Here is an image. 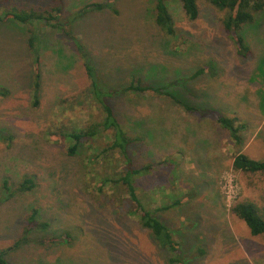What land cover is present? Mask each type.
I'll use <instances>...</instances> for the list:
<instances>
[{
	"label": "rangeland",
	"instance_id": "obj_1",
	"mask_svg": "<svg viewBox=\"0 0 264 264\" xmlns=\"http://www.w3.org/2000/svg\"><path fill=\"white\" fill-rule=\"evenodd\" d=\"M59 1L0 0V16L52 12ZM165 1L176 27L173 37L156 26V0H61L59 27L85 48L93 78L76 42L58 27L0 23V89L9 90L0 96V251L9 264H171V254L159 245L163 240L142 226V212L126 187L104 184L118 165L110 168L100 155L112 143V131L100 128L98 136L80 142L74 156L68 153L72 143L65 133L86 131L103 120L92 81L105 96L114 94L109 101L129 136L143 139L131 154L134 168H148L135 178L144 208L176 232L182 217L185 228L218 232L215 240L205 237L208 245L184 243L175 264H264L263 236H252L232 213L246 200L264 208V176L232 167L239 153L264 159V12L245 30L251 54L244 59L224 29L226 13L209 0H197L196 21L187 18L180 0ZM108 2L116 14L107 8L74 22L72 15L87 4ZM34 50L41 66L37 108ZM209 62L213 66L207 68ZM201 68L206 72L193 78ZM134 78L166 88L197 111L152 92L121 93ZM214 113L246 125L242 144L219 126ZM118 167L119 174L124 166ZM230 176L239 193L232 204L222 190ZM25 178L36 186L21 193ZM175 200L179 206L160 210ZM188 237L196 243L194 234Z\"/></svg>",
	"mask_w": 264,
	"mask_h": 264
},
{
	"label": "trees",
	"instance_id": "obj_2",
	"mask_svg": "<svg viewBox=\"0 0 264 264\" xmlns=\"http://www.w3.org/2000/svg\"><path fill=\"white\" fill-rule=\"evenodd\" d=\"M111 2V0H110ZM108 3H91L87 4L80 12L73 16L74 22L83 17L89 12L93 11H103L104 9L111 8L113 13H117L115 9L112 8L111 4ZM184 12L187 18L190 21H196L199 17L200 10L197 3V0H180ZM60 5L58 8L54 9L52 12L47 13H38L36 11H22V12H9L6 13L4 17L0 16V23L5 22L7 19L13 20V22H19L20 24H30L32 26L43 24L49 26L50 28L58 27L62 24L61 14L63 11V5L61 0L59 1ZM209 3L219 11L225 12L226 16L223 19V26L226 32H228L233 42L237 48L238 55L244 59L248 58L251 54V47L246 39L245 30L249 26L253 25L256 22L257 16L264 12V0H209ZM55 14V15H54ZM35 23V24H34ZM155 23L156 26L168 36H176V27L174 19L169 11L168 4L165 0H156L155 6ZM63 30L67 36L71 37L72 40L76 42L77 50L81 58H83L84 67L88 73V77L93 78V67L92 63L87 57V53L84 47H81L78 38L73 36L72 33L66 32ZM28 46L33 50L36 47V41L34 38L28 39ZM35 51V50H34ZM39 51H35L36 57L34 58V63L36 64V75L37 80L34 87V97L32 106L34 108L39 107L40 105V58ZM212 62H209L207 68L213 66ZM206 72V68H201L198 70L193 78H197L203 75ZM93 93L99 97V105L103 113V120L99 125H95L93 128L86 131H74L73 133L64 134L63 138L72 143V146L69 147L68 153L71 156H74L79 150L80 142L85 138H94L98 136L100 128L103 131H112V143L103 149L101 156L104 164L108 165L110 168L113 162L118 163L114 168L113 176H107L103 179L104 184L111 183L118 186H125L127 193L130 199L138 205L139 210L142 212L140 217L141 224L145 229L151 230L160 242L163 240L162 244H159L162 248L168 251L171 254L169 262L171 264L177 263V257L181 255L180 245L177 241L173 239L171 231L167 226L155 216L152 211H148L144 208L142 202L136 194L135 178L136 176L141 175L143 172L148 171L147 167L143 169H137L133 167V157L131 154V148L136 144V142H143L141 138H131L124 127L121 125L114 107L110 103V99L114 97V94H102L97 89L95 81H92L90 85ZM152 92L158 96H167L175 100V102L183 106L188 112H196L197 109L191 107L187 104L182 103L177 100L176 97L171 96L166 88L144 85L141 79L135 80L132 79L130 84L122 90L121 93H145ZM9 90L0 89V96L7 97ZM199 111V109H198ZM214 117L216 122L220 127L228 131L231 135V138L234 142H237L240 145L241 135L240 133L246 130V125L239 123L238 117L228 118L222 115L210 114ZM116 155H119L117 157ZM123 164L124 168L120 173H116V168ZM119 168V167H118ZM122 168V167H121ZM233 169L235 172L246 174V175H262L264 176V159L263 160H254L249 158L243 153H239L235 156L233 162ZM112 177V178H111ZM116 177V178H115ZM8 183L4 181V186L7 187ZM35 182L31 178H25L20 184L19 191L21 193L32 191L35 188ZM99 190H102L99 188ZM180 201L176 200L173 204H168L161 206L160 210L165 211L170 209L172 206L176 207L179 205ZM232 213L241 221L245 222L248 226L252 236H263L264 238V208H260L258 204L252 201H242L235 204L232 208ZM37 211L33 212L31 217V223L34 222ZM33 226V225H32ZM31 226V227H32ZM43 227L48 226L46 223L42 225ZM33 228H29L27 233H30ZM164 236V237H163ZM68 239V236H67ZM70 239H68L69 241ZM5 252L0 251V264H9L5 259Z\"/></svg>",
	"mask_w": 264,
	"mask_h": 264
},
{
	"label": "crops",
	"instance_id": "obj_3",
	"mask_svg": "<svg viewBox=\"0 0 264 264\" xmlns=\"http://www.w3.org/2000/svg\"><path fill=\"white\" fill-rule=\"evenodd\" d=\"M235 158V157H234ZM234 158L232 161V167H233V162H234ZM176 201V200H175ZM167 204H165L166 206ZM179 206V205H178ZM166 211V210H165ZM156 216V215H155ZM157 217V216H156ZM186 217V216H185ZM158 218V217H157ZM160 219V218H159ZM161 220V219H160ZM162 221V220H161ZM166 226L167 224L162 221ZM182 226L180 227V229L176 232L175 229H171L169 228V226H167V228L171 231L172 235H173V239L175 241L178 242V244L180 245V251H182V246L184 243H189V245L191 246L192 244H195L199 247V245H208L204 240L205 237L209 234L212 235V240H215L216 238L214 237L215 235L218 234V232L215 231V229H212L211 227L208 228H204V229H200L198 227H196L195 225L192 227L187 226V228H185L187 219L186 218H181L180 219ZM174 232V233H173ZM176 234L178 235V238H176ZM195 235L196 237V243H193V238L194 237H188L189 235ZM209 244H214V243H209ZM202 249H205V247H203Z\"/></svg>",
	"mask_w": 264,
	"mask_h": 264
},
{
	"label": "built area",
	"instance_id": "obj_4",
	"mask_svg": "<svg viewBox=\"0 0 264 264\" xmlns=\"http://www.w3.org/2000/svg\"><path fill=\"white\" fill-rule=\"evenodd\" d=\"M223 194L227 201L232 204L238 197V184L233 176L226 177L223 182Z\"/></svg>",
	"mask_w": 264,
	"mask_h": 264
}]
</instances>
